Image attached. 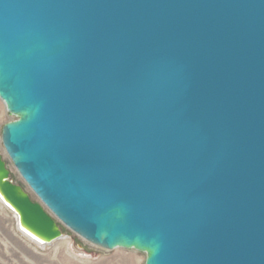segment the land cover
Wrapping results in <instances>:
<instances>
[{
    "label": "water",
    "instance_id": "95a60500",
    "mask_svg": "<svg viewBox=\"0 0 264 264\" xmlns=\"http://www.w3.org/2000/svg\"><path fill=\"white\" fill-rule=\"evenodd\" d=\"M0 99L22 234L264 264V0H0Z\"/></svg>",
    "mask_w": 264,
    "mask_h": 264
},
{
    "label": "rangeland",
    "instance_id": "374dc122",
    "mask_svg": "<svg viewBox=\"0 0 264 264\" xmlns=\"http://www.w3.org/2000/svg\"><path fill=\"white\" fill-rule=\"evenodd\" d=\"M16 119L0 99V154L7 163L14 182L22 185L39 201L7 155L2 140V127ZM65 237L48 245H38L17 228L14 212L0 200V264H145L146 253L136 249L108 250L90 243L63 226Z\"/></svg>",
    "mask_w": 264,
    "mask_h": 264
},
{
    "label": "bare ground",
    "instance_id": "6f19581e",
    "mask_svg": "<svg viewBox=\"0 0 264 264\" xmlns=\"http://www.w3.org/2000/svg\"><path fill=\"white\" fill-rule=\"evenodd\" d=\"M23 235H24V234H23ZM25 236H26L28 239H30L31 241L37 243L38 245L44 246L43 244L39 243V242L36 241L35 239H33V238H31V237H29V236H27V235H25Z\"/></svg>",
    "mask_w": 264,
    "mask_h": 264
}]
</instances>
